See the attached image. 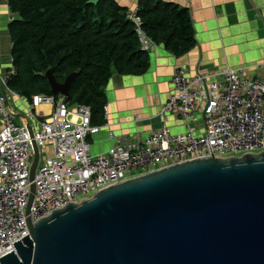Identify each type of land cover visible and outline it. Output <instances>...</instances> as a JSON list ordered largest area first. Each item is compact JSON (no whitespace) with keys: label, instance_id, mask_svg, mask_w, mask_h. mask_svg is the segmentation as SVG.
<instances>
[{"label":"built area","instance_id":"1","mask_svg":"<svg viewBox=\"0 0 264 264\" xmlns=\"http://www.w3.org/2000/svg\"><path fill=\"white\" fill-rule=\"evenodd\" d=\"M136 11L128 17L136 23L142 49L149 52L155 43L142 31ZM257 66L256 73L246 76L226 68L192 77L186 68L175 67L172 94L158 115L161 127L145 139L112 132V148L93 155L91 139L102 126L93 125L87 106L34 95L24 120L15 118L10 98H24L10 88L17 73L14 68L2 72L0 54V257L16 251L12 243L30 236V219L35 224L62 206L91 200L101 190L192 161L264 151V63ZM43 106L51 112L39 114ZM172 118L183 131L168 124ZM140 121L135 117V123ZM35 146L40 163L28 211ZM47 147L52 155L43 158Z\"/></svg>","mask_w":264,"mask_h":264},{"label":"water","instance_id":"2","mask_svg":"<svg viewBox=\"0 0 264 264\" xmlns=\"http://www.w3.org/2000/svg\"><path fill=\"white\" fill-rule=\"evenodd\" d=\"M46 77L69 98L76 73ZM39 163L35 146L28 211ZM29 225L0 264H264V151L152 172Z\"/></svg>","mask_w":264,"mask_h":264},{"label":"trees","instance_id":"3","mask_svg":"<svg viewBox=\"0 0 264 264\" xmlns=\"http://www.w3.org/2000/svg\"><path fill=\"white\" fill-rule=\"evenodd\" d=\"M19 16L9 25L13 67L12 90L30 100L53 94L46 73L58 83L76 73L70 106L90 108L93 125L106 121V88L114 75L140 76L150 68L136 23L116 0H8ZM136 16L144 34L181 57L196 46L191 13L160 0H139Z\"/></svg>","mask_w":264,"mask_h":264},{"label":"crops","instance_id":"4","mask_svg":"<svg viewBox=\"0 0 264 264\" xmlns=\"http://www.w3.org/2000/svg\"><path fill=\"white\" fill-rule=\"evenodd\" d=\"M130 12L138 8L139 0H116ZM190 11L196 37V46L178 57L162 45L155 44L149 51L150 68L140 76L114 75L106 95V121L101 131L91 139L93 155L109 151L113 143L110 134L134 135L147 138L161 127L160 107L172 94L174 68H186L192 77L201 72L219 73L226 68L239 69L243 76L257 72L264 63V0H160ZM19 16L12 13L8 0H0V54L1 70H12V40L9 25ZM257 66V67H256ZM60 97V96H59ZM24 98V97H23ZM15 118L22 122L30 100L10 98ZM49 106L39 107V114L47 115ZM135 117L141 119L135 123ZM168 124L175 131H183L174 118ZM52 155L49 147L43 158Z\"/></svg>","mask_w":264,"mask_h":264}]
</instances>
